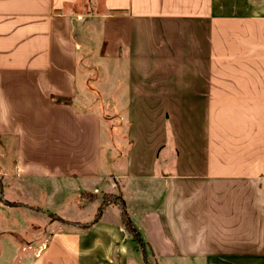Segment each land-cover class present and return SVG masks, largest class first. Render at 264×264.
Returning <instances> with one entry per match:
<instances>
[{
	"label": "crops",
	"instance_id": "0c3cea01",
	"mask_svg": "<svg viewBox=\"0 0 264 264\" xmlns=\"http://www.w3.org/2000/svg\"><path fill=\"white\" fill-rule=\"evenodd\" d=\"M55 180L118 185L154 264H264V0H0V203ZM62 224L11 260L142 256L118 207Z\"/></svg>",
	"mask_w": 264,
	"mask_h": 264
},
{
	"label": "rangeland",
	"instance_id": "374dc122",
	"mask_svg": "<svg viewBox=\"0 0 264 264\" xmlns=\"http://www.w3.org/2000/svg\"><path fill=\"white\" fill-rule=\"evenodd\" d=\"M110 119L112 120L111 123L113 129V133H111V140L114 141L119 139L117 144H120V147L119 149H117V151L119 154L118 157L119 159H121L125 152V148L123 147V134H119L114 131L117 127V124H119L120 122L118 119L113 117ZM115 136L117 137V139L115 138ZM116 186L117 190L114 193H105L103 191L90 193L84 192L81 193L80 196H75L73 193V184L69 185L68 182L55 180L53 182H50L45 187L52 188L56 192V195L53 200H50V202L46 204V209L43 207V205L37 206L36 211L38 215H31L29 212H27L26 208H30L29 204L27 203H15L17 205L22 206L23 208L4 207L0 203V253L4 256L0 259V264H27V261L23 259L30 253L29 250L24 251L26 250L27 243H29V241H34L37 237H47L50 232H52L53 229L57 227L63 228V224H58L57 221H54L50 224L47 223V221L49 220L48 215H58L61 218H64L63 220L75 217V210L72 207L75 204L76 199L78 203H89L85 207L84 211L76 216L78 217L77 219H79L80 221L88 223L69 222V224H72L73 226L78 227L80 225L82 226L85 224H89V221H91L93 214L95 213L96 207H102L103 209L109 205H112L113 207H118L120 217V204L118 199L114 197H118L120 198V200L123 201L124 210L128 218L132 222L127 212V208L122 198V194L120 193L119 186ZM6 197H8V199L11 198V196L9 195ZM13 197L14 198L11 199L19 200L18 196ZM1 199L2 198L0 197V200ZM31 208L34 209V206L31 205ZM122 227L127 233L126 235H128L130 240L133 242L132 244L134 245L135 251L140 253V255L142 253V256L135 258V264H154L149 257L147 258L144 247L139 245L132 238V236L126 231L123 225ZM22 247H24V252L21 251ZM21 255L23 256L22 260H11L15 257L20 258Z\"/></svg>",
	"mask_w": 264,
	"mask_h": 264
},
{
	"label": "trees",
	"instance_id": "16d2710c",
	"mask_svg": "<svg viewBox=\"0 0 264 264\" xmlns=\"http://www.w3.org/2000/svg\"><path fill=\"white\" fill-rule=\"evenodd\" d=\"M114 198L118 199L119 204H120V210H121L120 220H121L122 225L124 226V228L126 229V231L132 236V238L139 245H141L142 247H144L142 241L140 240V236H139L138 232L134 228L132 222L130 221V219L128 218V216H127V214H126V212L124 210L123 201L120 200V198H118V197H114ZM7 205L8 206H17V204H15V203H7ZM102 209H103L102 207L97 208L96 213L94 215V218H93L92 222L89 223V224L82 225V227H88L90 224H93V223L97 222L99 220L100 216H101ZM48 217L50 218V220H56V221L61 222V223L69 224V222L63 220L59 216H56V215L55 216H52L51 214H49Z\"/></svg>",
	"mask_w": 264,
	"mask_h": 264
}]
</instances>
